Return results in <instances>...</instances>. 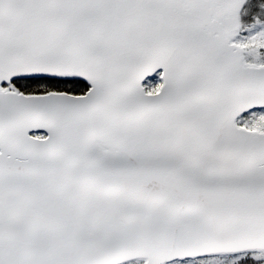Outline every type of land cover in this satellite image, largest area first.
Returning a JSON list of instances; mask_svg holds the SVG:
<instances>
[{"label":"snow or ice","instance_id":"snow-or-ice-1","mask_svg":"<svg viewBox=\"0 0 264 264\" xmlns=\"http://www.w3.org/2000/svg\"><path fill=\"white\" fill-rule=\"evenodd\" d=\"M0 264H264V0H0Z\"/></svg>","mask_w":264,"mask_h":264}]
</instances>
